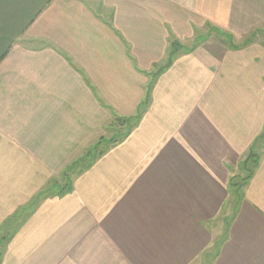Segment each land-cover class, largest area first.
<instances>
[{
  "label": "crops",
  "instance_id": "1",
  "mask_svg": "<svg viewBox=\"0 0 264 264\" xmlns=\"http://www.w3.org/2000/svg\"><path fill=\"white\" fill-rule=\"evenodd\" d=\"M263 125L264 0H0V264H264Z\"/></svg>",
  "mask_w": 264,
  "mask_h": 264
},
{
  "label": "trees",
  "instance_id": "2",
  "mask_svg": "<svg viewBox=\"0 0 264 264\" xmlns=\"http://www.w3.org/2000/svg\"><path fill=\"white\" fill-rule=\"evenodd\" d=\"M171 46H172V51L170 52V56L172 54H175L178 51V48H180V45L178 43H172ZM169 63H170V59L167 62V65ZM155 75H153V78L155 77ZM148 95H149V90H147V92H146V97H145V99H144V101L140 107L139 113H141V111L143 109H145V107L148 103ZM138 118H139V116H136L134 120L118 119V121H116V122H120L123 124L127 123L129 125V127H131L133 124L136 123ZM115 142H117L116 139H113V141H111L112 144H114ZM108 146H109V144H108ZM263 149H264V125H263L261 133L255 139L254 143L249 148L247 154L244 156V158L242 159V161L240 162V164L238 166V171H240V174L233 175L230 178L229 190L231 191V193L236 195V197L234 198V203L240 199V197L242 195L240 192H242V189L247 185L248 181L252 177L254 170L259 163ZM101 153L102 152H100L99 154H101ZM99 154H97V155H99ZM213 258L214 257H212V259Z\"/></svg>",
  "mask_w": 264,
  "mask_h": 264
},
{
  "label": "rangeland",
  "instance_id": "3",
  "mask_svg": "<svg viewBox=\"0 0 264 264\" xmlns=\"http://www.w3.org/2000/svg\"><path fill=\"white\" fill-rule=\"evenodd\" d=\"M215 32L216 31H214V30H211V27H206V28H204V29H201V30H195L194 31V37H195V40L196 39H198V38H200L199 39V41L201 40V39H203V38H205L206 36H208V35H213V34H215ZM220 36L221 35H219V37L218 38H220ZM221 37H223V36H221ZM223 40H225V38L223 37L222 38ZM226 41V40H225ZM192 43H193V41H186L185 42V44H184V46H186V48H188V47H190L191 45H192ZM182 48V47H181ZM118 124V125H117ZM114 126H115V128H114V130H113V138H112V140L113 139H119L120 138V135H118V133H124V131H125V126L123 127V129H121V130H115V129H117L118 127H119V123H114ZM106 139H108V137H106ZM106 147H108V145L107 144H102L101 146H97L96 147V149H94V148H91L90 150H88L85 154H84V157L83 158H81V159H79V161H78V163H77V166H81L80 168H83V167H85V165L90 161V160H92L95 156H97V154H99L100 152H101V150L103 149V148H106ZM43 194V193H42ZM4 235V234H3ZM6 238H7V236H3V239H5L6 240ZM5 240H2L1 241V245H2V247H0V252H2V249H3V244H5ZM215 251V250H214ZM1 254V253H0ZM214 254V252L212 251L211 253H210V260L209 261H211V259H212V255ZM200 262V261H199ZM199 262L198 263H196V264H199ZM200 264H204V261H203V259H202V261L200 262ZM207 264V263H206Z\"/></svg>",
  "mask_w": 264,
  "mask_h": 264
}]
</instances>
